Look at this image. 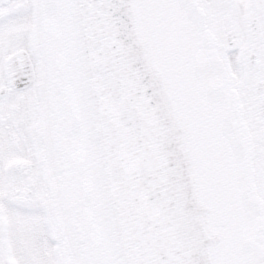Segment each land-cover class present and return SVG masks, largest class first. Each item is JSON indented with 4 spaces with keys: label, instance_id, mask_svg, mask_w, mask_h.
Returning a JSON list of instances; mask_svg holds the SVG:
<instances>
[{
    "label": "snow or ice",
    "instance_id": "snow-or-ice-1",
    "mask_svg": "<svg viewBox=\"0 0 264 264\" xmlns=\"http://www.w3.org/2000/svg\"><path fill=\"white\" fill-rule=\"evenodd\" d=\"M0 264H264V0H0Z\"/></svg>",
    "mask_w": 264,
    "mask_h": 264
}]
</instances>
